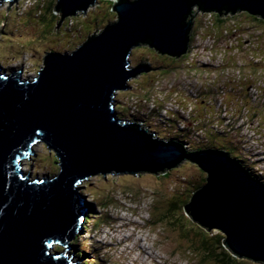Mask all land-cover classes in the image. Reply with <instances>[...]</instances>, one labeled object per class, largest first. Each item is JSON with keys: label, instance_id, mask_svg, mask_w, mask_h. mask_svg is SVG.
Segmentation results:
<instances>
[{"label": "water", "instance_id": "water-1", "mask_svg": "<svg viewBox=\"0 0 264 264\" xmlns=\"http://www.w3.org/2000/svg\"><path fill=\"white\" fill-rule=\"evenodd\" d=\"M95 2L58 0L56 31L63 18L84 13ZM115 4L116 24L71 54L49 53L32 81L22 79L21 68L0 66V264H76L66 247L84 219L80 184L98 175L156 172L181 159L206 174L186 215L202 228L221 231L234 257L264 264V186L227 154L185 155L182 147L151 139L135 124L120 121L114 102L118 90H130L127 80L150 70L144 63L130 67L132 48L147 44L171 58L184 54L186 17L195 4L212 13L243 11L264 18V0ZM40 142L55 152L59 171L31 180L21 161ZM55 244L66 249L54 251Z\"/></svg>", "mask_w": 264, "mask_h": 264}, {"label": "rangeland", "instance_id": "rangeland-1", "mask_svg": "<svg viewBox=\"0 0 264 264\" xmlns=\"http://www.w3.org/2000/svg\"><path fill=\"white\" fill-rule=\"evenodd\" d=\"M50 1L56 7L58 0ZM50 1L19 0L0 5V66L7 71L11 67L21 68L25 81L38 77L48 53L71 54L90 36H99L109 24L118 22V15L110 9L112 2L118 0H96L86 12L76 11L75 16L63 18L56 31L59 22L53 25L49 15L44 22L39 17L43 8L37 5L46 6ZM233 13H223L225 25L218 27L213 19L221 13L191 8L186 24L192 29L197 27L198 35L188 37L186 50L180 57L164 56L142 46L132 48L127 59L130 67L144 63L150 70L127 80L125 85L130 90L116 92L115 111L125 124L131 122L140 128L136 123L144 121L166 143H170L167 141L170 138L185 136L187 155L204 153L193 154L194 149L209 141L202 132L213 129V120L206 117L217 120L222 115V124L243 129L239 131L245 137L247 160L243 165L264 176V18L262 23L248 26L251 21L243 11ZM170 59H177L174 71L165 73L157 69L162 61ZM143 96L150 100L144 102ZM32 154L35 157L29 155V161L26 158L21 162L22 171L30 173L31 180L58 173L55 152L45 143L32 147ZM205 179L200 166L189 160L156 172L93 176L79 186L87 212L82 230L66 248L79 264H217L208 259L200 261L205 256L195 252L194 245L204 239L202 234L192 233L197 223L186 215L182 204L173 211V217L166 215L172 197L179 195L180 200H188L201 189L198 186L205 184ZM257 179L264 186V180ZM98 196H108L112 201L106 217L97 204ZM204 232L225 237L217 229L203 228ZM53 247L59 252L64 249L57 244Z\"/></svg>", "mask_w": 264, "mask_h": 264}, {"label": "trees", "instance_id": "trees-1", "mask_svg": "<svg viewBox=\"0 0 264 264\" xmlns=\"http://www.w3.org/2000/svg\"><path fill=\"white\" fill-rule=\"evenodd\" d=\"M50 1V0H49ZM123 0H118L117 2H121ZM56 2V0H55ZM54 2V3H55ZM52 5V6H51ZM115 3L112 2V6L110 7V9L112 7H115ZM39 8L40 6H42V10H43V13H39V17H40V20L42 22H44L45 18H46V15H49L50 17V22H53V25H54V22H56V24L58 22H60V11L58 10V8L54 6V4H52V2H48L46 6H43V4L41 5L40 3L37 5ZM193 8H198L199 10H202L200 8L199 5L195 4L193 6ZM58 11V14L55 12V11ZM112 12V11H111ZM226 12V11H225ZM238 12V11H236ZM236 12H234L233 14H235ZM223 13H221V15H216L214 16V19L213 21L216 23V25H218V27L222 25H225V19L226 18H223ZM244 16L249 19L251 21V23L248 25V26H252V25H256L255 23H262V17L258 16V15H250L248 13H243ZM216 17V18H215ZM229 17H227L228 19ZM261 18V19H260ZM234 19H237V17L235 16ZM214 22H213V26H214ZM197 27H193L192 29V26L189 28L190 32H189V38L191 39V37L193 36H197L198 33L196 32V29ZM51 29H52V26H51ZM50 30V28H49ZM91 37V36H90ZM89 37V38H90ZM85 42H83L82 44H79L78 48H80ZM142 47H145L147 49H152V48H149L150 46L147 45V44H144L142 45ZM154 50V49H153ZM155 51V50H154ZM49 54V53H48ZM189 55V54H188ZM187 56V55H185ZM177 59H170V61H167V62H163L160 63L159 65H157V69L160 70L161 72H169V71H174V69H176L178 67L177 65V62H176ZM264 63V61H263ZM141 64V63H140ZM242 87H240V90H241ZM241 94V93H240ZM148 95V94H147ZM144 97V102H147L149 101V97L148 96H143ZM230 102V101H229ZM227 108H229L231 110V107L228 105ZM124 109H127V107H124ZM123 109V110H124ZM127 111V110H124V112ZM208 120L212 121V125H211V128L213 129H209L208 131H203L202 134H203V137H205L206 140H211L212 142L211 143H208L207 144H204V145H199L200 148L198 149H194V153H201V152H206V151H216V152H221V153H224V154H227L229 155V157L231 159H233L234 161H238V163L243 167V169H245L247 172L251 173L252 177L255 179L259 178V179H262L264 180V176H259L257 174H255V172L253 173L252 169L248 168L243 165L245 163V161L247 160V155H246V151H245V148L243 147L244 146V139L245 137L243 136V134H241L240 132L243 130L240 126L239 127H235V126H229V125H226V129H218V122H222L220 118H218L217 120H214L213 118H210L209 116L206 117ZM142 122V123H141ZM140 123H136L139 125V129L145 133L146 135H152L154 138L156 139H161V140H164L163 142L166 143V140L163 139V137H156V133H153L150 129V127L148 125H146L144 123V121H141ZM222 124V123H221ZM215 126H218V127H215ZM205 130V129H203ZM224 130V131H222ZM240 131V132H239ZM186 137L185 136H176L174 138H170L169 141L171 144L181 148V145H183V153L185 155H187L185 153V151L187 150V143L185 142L186 141ZM188 141V139H187ZM190 141V140H189ZM236 141L238 143H236ZM183 160H187V159H181L179 161V163H176L175 165L173 166H176V165H179L181 162H183ZM172 166V165H171ZM155 170V169H154ZM158 175V174H157ZM163 176H166V175H163ZM255 179V180H256ZM258 180V179H257ZM260 183H262V181L260 180ZM199 185V184H198ZM204 185V184H203ZM203 185H199L198 187L201 188ZM198 188V189H199ZM196 189L193 194L198 190ZM112 194V193H111ZM130 196H133L130 194ZM98 206H99V209L102 211L104 210L106 213H104L103 216L106 217V214L108 213V209L110 208L111 206V199L108 198V196H104V197H99L98 196ZM181 196L179 195H176L174 197H172L171 201L169 202L168 205H171L170 207V211L168 210L167 211V214L166 215H169L171 214V216L173 217L174 216V210L177 211L179 205L182 204V207L183 209L185 210V212H187V209L189 208V205H190V199H191V196L189 197L188 200L184 201V199H181ZM113 199V198H112ZM114 201V199H113ZM115 202V201H114ZM176 206V208H175ZM93 212V211H91ZM90 213V212H89ZM189 215H190V212H189ZM188 215V216H189ZM105 217H103L102 221L105 220ZM192 219V217H191ZM175 222H178L177 220H175ZM197 228H195L196 230L193 231V233H195V236L199 235V234H202V239H204L203 241H200L195 244V252H197L200 256L201 255H204L205 257L202 258V262H204V260H211L210 262H214V263H217V264H247V263H244V261L246 259H240V258H237V257H234L231 252L226 249L225 247V240L226 238L225 237H222L221 235H219V233H213V234H207V233H203V228L202 227H199L198 224L195 225ZM201 231H200V230ZM86 230V229H85ZM84 247H80V249L83 251ZM97 249V248H96ZM94 248V250H96ZM99 249V248H98ZM101 249V248H100ZM100 249H99V254H100ZM99 257V255H98ZM248 261H251V260H248ZM247 262V261H245ZM251 262H254V261H251ZM254 263H259V262H254ZM259 264H263V263H259Z\"/></svg>", "mask_w": 264, "mask_h": 264}, {"label": "bare ground", "instance_id": "bare-ground-1", "mask_svg": "<svg viewBox=\"0 0 264 264\" xmlns=\"http://www.w3.org/2000/svg\"><path fill=\"white\" fill-rule=\"evenodd\" d=\"M102 3H103V2H102ZM67 25H68V24H67ZM89 31H90V30H89ZM17 36H18V35H17ZM15 37H16V36H15ZM19 37H20V36H19ZM19 37H18V38H19ZM10 39H11V38H10ZM64 39H65V38H64ZM13 41H14V40H13ZM18 42H19V41H18ZM7 45H9V44H7ZM16 47H17V46H16ZM19 49H20V48H19ZM15 50H16V49H15ZM66 50H67V49H66ZM142 50H143V49H142ZM3 51H4V50H3ZM140 51H141V50H140ZM263 55H264V54H263ZM13 56H14V55H13ZM253 58H254V57H253ZM173 88H174V87H173ZM181 90H182V89H181ZM179 92H180V91H179ZM216 93H217V92H216ZM143 98H144V97H143ZM221 120H224V119H221ZM220 123H222V122H220V121L218 122V126H219V127H220V125H219ZM221 125H222V126H221L222 128H223V126H224V128L226 129L225 126L228 125V124H225V123L223 122V124H221ZM222 128H221V129H222ZM222 131H224V130H222ZM259 131H260V130H259ZM261 136H262V135H261ZM206 139H207V138H206ZM263 143H264V142H263ZM249 149H251V148H249ZM254 152H255V151H254ZM251 155H252V154H251ZM255 158H256V157H255ZM260 159H261V158H260ZM253 160H254V159H253ZM257 168L259 169V167H257ZM257 168H256V169H257ZM259 171H260V170H259ZM197 188H198V187H197ZM191 197H192V196H191ZM175 208H176V207H175ZM167 211H168V210H167ZM86 212H87V209H86V211L84 212V218H85V214H86ZM83 220H84V219H83ZM101 223H102V222H101ZM83 224H84V221H81V222H80V225H79L80 228L77 229L78 231H76V233L74 234V238H75V236L78 235V233L82 230V228H83L82 225H83ZM106 229H107V228H106ZM106 229H105V230H106ZM102 233H103V232H102ZM192 233H193V232H192ZM100 237H101V236H100ZM126 238H127V237H126ZM72 239H73V238H72ZM123 239H124V238H123ZM116 241H117V240H116ZM121 242H122V241H121ZM119 243H120V242H119ZM138 243H139V242H138ZM116 244H117V243H116ZM122 244H123V243H122ZM117 245H118V244H117ZM119 246H120V245H119ZM119 246H118V247H119ZM70 247L73 248L72 246H70ZM108 248H109V247H108ZM127 248H128V247H127ZM131 248H132V247H131ZM123 250H124V249H123ZM50 251H51V250H50ZM51 252H52V251H51ZM104 252H105V251H104ZM119 252H120V251H119ZM121 253H122V252H121ZM126 253H127V252H126ZM119 254H120V253H119ZM122 254H123V253H122ZM144 254H145V253H144ZM146 255H148V254H146ZM120 256H121V255H120ZM73 262H75V261L73 260ZM76 262H77V261H76ZM76 262H75V263H76ZM76 264H79V263L77 262Z\"/></svg>", "mask_w": 264, "mask_h": 264}, {"label": "clouds", "instance_id": "clouds-1", "mask_svg": "<svg viewBox=\"0 0 264 264\" xmlns=\"http://www.w3.org/2000/svg\"><path fill=\"white\" fill-rule=\"evenodd\" d=\"M10 1V0H9ZM7 3V2H6ZM10 3H11V1H10ZM120 121H122V119H119ZM123 122V121H122ZM129 122V121H128ZM124 123V122H123ZM130 124H131V122H129ZM21 169H22V167H21ZM59 246H61V245H59ZM66 248L64 247V249L63 250H65Z\"/></svg>", "mask_w": 264, "mask_h": 264}, {"label": "built area", "instance_id": "built-area-1", "mask_svg": "<svg viewBox=\"0 0 264 264\" xmlns=\"http://www.w3.org/2000/svg\"><path fill=\"white\" fill-rule=\"evenodd\" d=\"M217 105V104H216ZM217 108H215V110H216ZM218 109H220V107L218 108ZM222 115H219V118L220 119H224L223 117H221Z\"/></svg>", "mask_w": 264, "mask_h": 264}]
</instances>
